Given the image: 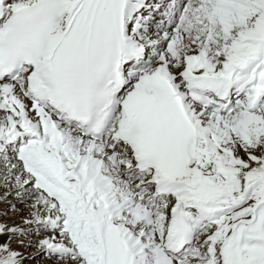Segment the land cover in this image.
I'll return each instance as SVG.
<instances>
[{
    "label": "snow or ice",
    "instance_id": "snow-or-ice-1",
    "mask_svg": "<svg viewBox=\"0 0 264 264\" xmlns=\"http://www.w3.org/2000/svg\"><path fill=\"white\" fill-rule=\"evenodd\" d=\"M0 264H264V0H0Z\"/></svg>",
    "mask_w": 264,
    "mask_h": 264
}]
</instances>
